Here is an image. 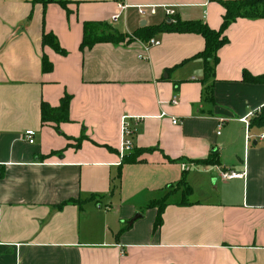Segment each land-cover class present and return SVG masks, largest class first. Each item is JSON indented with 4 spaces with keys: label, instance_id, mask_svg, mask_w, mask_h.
I'll list each match as a JSON object with an SVG mask.
<instances>
[{
    "label": "crops",
    "instance_id": "1",
    "mask_svg": "<svg viewBox=\"0 0 264 264\" xmlns=\"http://www.w3.org/2000/svg\"><path fill=\"white\" fill-rule=\"evenodd\" d=\"M63 1L0 0V264H264V125L253 122L264 84L243 80L246 71L264 75V18L226 29L206 78L195 58L201 34L82 50L84 28L133 34L170 19L169 6L219 30L225 0H126L123 12L116 0ZM138 5L158 12L149 20ZM44 33L66 53L44 46ZM66 95L69 120L42 122V104L58 107ZM260 107L249 126L240 121ZM125 116L136 130L125 158L136 162L120 157ZM214 152L218 164L199 163ZM221 171L242 176L225 180ZM166 196L154 230L152 204Z\"/></svg>",
    "mask_w": 264,
    "mask_h": 264
},
{
    "label": "trees",
    "instance_id": "2",
    "mask_svg": "<svg viewBox=\"0 0 264 264\" xmlns=\"http://www.w3.org/2000/svg\"><path fill=\"white\" fill-rule=\"evenodd\" d=\"M57 1L61 5L65 6L66 1L63 0H33L34 3H41L46 5L49 2ZM225 9L223 22L219 30H214L210 26L202 21H183L176 14L172 18L156 26H145L139 31L133 34H121L118 31L111 28L109 32L98 34L94 32L89 23L85 24L84 38L81 43V49L86 47L91 48L97 43H114L119 44L122 42H133L135 40L148 41L155 35L160 33H197L201 34L205 39V49L196 55L195 58H201L205 65V76L209 78L214 73L215 67L219 62L218 51L222 46L228 42V38L225 35L226 29L235 22L238 18L248 19H261L264 18V0H225L220 2ZM42 44L44 46L51 47L54 51L65 54L66 51L62 49L58 38L54 33H44L42 37ZM42 68L44 72H50L53 69L52 62L46 55L42 57ZM243 80L248 83L264 84V75L253 76L249 72H244ZM71 96L66 95L62 98L58 107H51L47 103H43L41 106L42 122H54L60 123L69 120V107ZM254 124L264 125V109L258 118L254 119ZM126 161L136 162V159L125 158ZM219 156L212 153L207 159L200 161L201 164H218ZM178 186L183 188L184 198L183 203H187V197L191 195L192 188L189 183L183 178ZM167 197L161 200L155 201L152 206L157 207V218L154 224V230L160 228L162 224V214L167 206ZM82 204L85 201H73Z\"/></svg>",
    "mask_w": 264,
    "mask_h": 264
},
{
    "label": "built area",
    "instance_id": "3",
    "mask_svg": "<svg viewBox=\"0 0 264 264\" xmlns=\"http://www.w3.org/2000/svg\"><path fill=\"white\" fill-rule=\"evenodd\" d=\"M117 4H118V8L120 12L125 11L128 7H130L126 0H116ZM138 14L141 17H147V16H153L156 15L158 12V6L157 5H138L135 7ZM165 10V14L168 18H172V16H174L176 14V10L175 8L169 7V6H165L163 7ZM120 19V14L114 15L112 16V22H118ZM150 45L155 46L159 44V41H156L155 39H151V41L149 42ZM146 50H148V47L145 48ZM140 58L144 59V56L141 54ZM172 103L173 104H177L178 103V98L177 96H174L172 99ZM262 107H260L257 111H251L249 112L246 116L240 118V121L244 122L247 126L250 125V119L255 117V115L258 112H261ZM128 117L125 116L122 119V147H121V151H120V157L123 159H125L126 156H128L134 148V143H133V136L135 133V128L130 124V122L128 121ZM224 122V121H223ZM223 122H220L219 127L221 128L223 126ZM173 123H178L177 119H173ZM262 138H264V134H262L261 136ZM24 138L31 144H33L35 142V131L33 130H27L24 133ZM183 169L186 171L189 169L188 166L183 165ZM221 178L225 179V180H230V179H234V178H238L240 176H242V174L237 173L235 171H221L220 173Z\"/></svg>",
    "mask_w": 264,
    "mask_h": 264
},
{
    "label": "rangeland",
    "instance_id": "4",
    "mask_svg": "<svg viewBox=\"0 0 264 264\" xmlns=\"http://www.w3.org/2000/svg\"><path fill=\"white\" fill-rule=\"evenodd\" d=\"M148 18H149V20H151L150 19V16H147ZM161 17H160V15H158V16H156L155 18H154V20H159ZM121 27V29L120 30H122V23H121V25H120ZM119 27V26H118Z\"/></svg>",
    "mask_w": 264,
    "mask_h": 264
},
{
    "label": "water",
    "instance_id": "5",
    "mask_svg": "<svg viewBox=\"0 0 264 264\" xmlns=\"http://www.w3.org/2000/svg\"><path fill=\"white\" fill-rule=\"evenodd\" d=\"M145 24V22L143 23V25Z\"/></svg>",
    "mask_w": 264,
    "mask_h": 264
}]
</instances>
